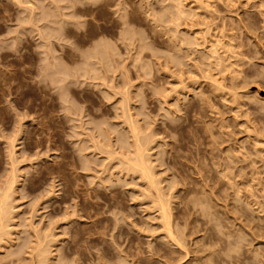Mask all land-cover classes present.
Here are the masks:
<instances>
[{"label": "rangeland", "instance_id": "rangeland-1", "mask_svg": "<svg viewBox=\"0 0 264 264\" xmlns=\"http://www.w3.org/2000/svg\"><path fill=\"white\" fill-rule=\"evenodd\" d=\"M0 189V264H264V0H0Z\"/></svg>", "mask_w": 264, "mask_h": 264}, {"label": "bare ground", "instance_id": "bare-ground-1", "mask_svg": "<svg viewBox=\"0 0 264 264\" xmlns=\"http://www.w3.org/2000/svg\"><path fill=\"white\" fill-rule=\"evenodd\" d=\"M21 2V1H20ZM19 3V2H18ZM184 13V12H183ZM66 16V15H65ZM64 19V18H63ZM65 21V20H64ZM73 21V20H72ZM67 22V21H66ZM50 28V27H49ZM49 34V33H48ZM53 34V33H52ZM126 35V34H125ZM41 36H43L42 35V32H41ZM53 36V35H52ZM129 36V35H128ZM51 39V38H50ZM50 39L48 40V41H50ZM130 39V38H129ZM54 40H55V37H54ZM57 40H59V39H57ZM52 42V41H51ZM44 43H46L45 41H44ZM43 43V44H44ZM49 43V42H48ZM106 43V42H105ZM102 46V45H101ZM105 45H104V49H105ZM101 49L102 48H98V53H100V51H101ZM108 49H109V47H108ZM50 51V50H49ZM215 53H216V51H215ZM103 54V53H102ZM104 54H106V53H104ZM86 55V54H85ZM107 55V54H106ZM48 56V55H47ZM97 57V56H96ZM98 58V57H97ZM55 61V60H54ZM222 61V60H221ZM97 62V61H96ZM109 62V61H108ZM219 63V62H218ZM103 64V63H102ZM51 65V64H50ZM98 65V64H97ZM104 66V65H103ZM52 67V66H51ZM106 68V67H105ZM109 68V67H108ZM85 69V68H84ZM61 70V69H60ZM49 71V70H48ZM56 71V70H55ZM104 71H105V69H104ZM101 72V71H100ZM47 73V72H46ZM73 73V72H72ZM103 72H101V74H102ZM71 74V73H70ZM55 75V74H54ZM94 75V74H93ZM72 76V75H71ZM53 77V76H52ZM59 78H60V76H59ZM73 79V78H72ZM60 80H62V79H60ZM71 80V79H70ZM95 80V79H94ZM63 81V80H62ZM81 81V80H80ZM61 82V81H60ZM107 82V81H106ZM60 84V83H59ZM127 99H128V97H127ZM69 100V99H68ZM128 102V101H127ZM125 104H127V103H125ZM128 105H129V103H128ZM124 107V106H123ZM124 109V108H123ZM133 109V108H132ZM130 112H131V110H130ZM126 114V113H125ZM124 114V115H125ZM128 114V113H127ZM126 114V115H127ZM130 115H131V113H130ZM135 115V114H134ZM125 117H128V116H125ZM134 117V116H133ZM79 118V117H78ZM130 120V119H129ZM129 120H127V121H129ZM135 120V119H134ZM131 121V120H130ZM130 121L128 122V123H130ZM131 122H133V120L131 121ZM136 122V121H135ZM135 122L133 123L134 124V127L132 128V131L131 132H133L134 134L133 135H135V136H137V138H139L140 139V137H138L140 134H141V132H140V134L139 135H137L138 133H139V131H138V129H140V128H136L135 126ZM132 123H131V125H133ZM105 125V124H104ZM138 125L139 124H137V127H138ZM103 127V126H102ZM129 127H130V124H129ZM131 128V127H130ZM136 131H138V133L136 134ZM142 131V130H141ZM147 134V133H146ZM145 134V135H146ZM142 135V134H141ZM149 136H151V134L149 135ZM149 138V137H148ZM151 138V137H150ZM135 139V138H134ZM121 140V139H120ZM139 141V142H138ZM148 141V140H147ZM151 141V140H150ZM13 142V141H12ZM120 142H122V143H124L125 141H123V140H121ZM143 142V141H142ZM149 142V141H148ZM97 143V142H96ZM126 143V142H125ZM124 143V144H125ZM136 143H137V145L135 146V150H134V152H133V154H134V156H131V155H133V154H131V153H129V154H131L130 156H127L126 154H124V157L126 158V161L128 160V163H129V173H130V171H136V172H134V173H137V172H140V174H141V176L142 177H144V178H146L147 179V181L149 182V184H151V186H156V184H158V183H161V182H158V183H156V180H155V174H156V172L154 173L153 172V169H152V167H151V165L149 164V162H148V158H147V156H146V154H145V150H147V149H144V147H142L141 145H140V140H137L136 141ZM147 143V142H146ZM150 143V142H149ZM142 144V143H141ZM13 145V144H12ZM128 145V144H127ZM149 145V144H148ZM96 146V145H95ZM13 147H14V145H13ZM12 147V148H13ZM118 147V146H117ZM14 149V148H13ZM97 149V148H96ZM119 149V148H118ZM134 149V148H133ZM132 149V150H133ZM130 150H131V148H130ZM15 151V150H14ZM148 151V150H147ZM146 151V152H147ZM102 152V151H101ZM127 152V151H126ZM132 152V151H131ZM149 152V151H148ZM123 153V152H122ZM120 154H121V152H120ZM119 154V155H120ZM128 154V155H129ZM82 155V154H81ZM123 155V154H122ZM13 156V155H12ZM111 158V157H110ZM124 158V159H125ZM123 162V161H122ZM152 163V162H151ZM126 164V163H125ZM123 165H124V163H123ZM126 167V166H125ZM125 170V169H124ZM128 170V168L126 169V171ZM155 171V170H154ZM14 172V171H13ZM139 174V173H138ZM17 175V174H16ZM12 177V176H11ZM141 177V178H142ZM159 177V176H158ZM157 179V178H156ZM13 181H15V180H13ZM12 181V182H13ZM147 182V183H148ZM14 183V185L16 184V182H13ZM7 185H9V183H7ZM6 185V186H7ZM160 185V184H159ZM3 186H5V185H3ZM13 186V185H12ZM11 186V183H10V185H9V187H8V189L10 188V187H12ZM148 186V185H147ZM158 186V185H157ZM13 188V187H12ZM154 188V187H153ZM157 188V187H156ZM7 189V188H6ZM5 189V190H6ZM11 189V188H10ZM148 189V188H147ZM1 190V189H0ZM156 190H159L158 188L156 189ZM2 191H3V189H2ZM1 191V192H2ZM7 191V190H6ZM6 191H5V193H6ZM8 191H11V190H8ZM161 191V190H160ZM11 192H13V191H11ZM162 192V191H161ZM160 194V192L158 193V195ZM8 195V194H7ZM157 195V196H158ZM9 196V195H8ZM7 196V197H8ZM154 196V195H153ZM3 197V196H2ZM5 197H6V194H5ZM159 197V196H158ZM165 197V196H164ZM8 200H10V197L9 198H7ZM157 199V198H156ZM5 200H6V198L4 199V197H3V199H2V201L0 202V205H1V203H5ZM160 200V199H159ZM158 200V201H159ZM162 200V199H161ZM157 201V200H156ZM167 201V200H166ZM165 202V201H164ZM164 202H162V203H159V204H161L160 206H161V212H162V219L164 220L163 222V225L166 227V229L168 230V234H171V236L173 235V229H172V219L170 220V218H172L171 216H170V214L171 213H169L168 212V209H169V207L170 206H168V204H167V206H165L166 205V203L164 204ZM170 202V201H169ZM158 203V202H157ZM7 204V203H6ZM3 205V204H2ZM8 206H10L9 204H7ZM8 208V207H7ZM2 209V208H1ZM1 209H0V211H1ZM3 209H4V207H3ZM3 209H2V211H1V219H3V218H5L4 217V215H5V213H7L5 210V212L3 211ZM11 209H13V208H11ZM244 209V208H243ZM11 211V210H10ZM160 212V211H159ZM239 212V211H238ZM8 213H10V212H8ZM14 213V212H13ZM246 213V212H245ZM244 215H246V214H244ZM12 216V215H11ZM3 217V218H2ZM246 217V216H245ZM248 217V216H247ZM2 220H0V222H1ZM170 221H171V223H170ZM252 221V220H251ZM4 222H2V224H3ZM10 223V222H9ZM242 224V223H241ZM5 225V224H4ZM172 225V226H171ZM252 225V224H251ZM250 225V226H251ZM257 225V224H256ZM260 225V224H259ZM0 226H1V224H0ZM245 227V226H244ZM257 227V226H256ZM174 228V227H173ZM243 228V227H242ZM241 228V229H242ZM248 228V227H247ZM0 229H1V227H0ZM165 229V228H164ZM172 229V230H171ZM258 229V228H257ZM263 229V228H262ZM252 231V230H251ZM263 231V230H262ZM233 232V231H232ZM243 232V231H242ZM4 233V232H3ZM234 233V232H233ZM253 233V232H252ZM250 234V233H249ZM248 234V235H249ZM167 235V234H166ZM255 235V234H254ZM170 236V235H169ZM170 236V237H171ZM174 236H175V232H174ZM4 237V236H3ZM236 237V236H235ZM258 237V236H257ZM1 238H2V236H1ZM175 238V237H174ZM184 238V237H183ZM47 239V238H46ZM243 239V238H242ZM255 239V238H254ZM257 239V238H256ZM174 240V239H173ZM244 240V239H243ZM181 241V240H180ZM228 241H229V239H228ZM232 241V240H231ZM230 241V242H231ZM246 241V240H245ZM175 242H176V240H175ZM234 242H241L242 243V241H238L237 239H236V241H234ZM177 243H179L178 241H177ZM238 244H240V243H238ZM41 244H39V246H40ZM233 246V245H232ZM235 246V245H234ZM236 247H237V245H236ZM182 248H184V247H182ZM241 248V247H240ZM239 248V249H240ZM230 249V248H229ZM232 249V248H231ZM40 250V249H39ZM48 251V250H47ZM46 252V251H45ZM51 252V251H50ZM49 252V253H50ZM188 252V251H187ZM42 253H43V250H42ZM240 254V253H239ZM242 254V253H241ZM240 254V255H241ZM47 255V254H46ZM187 255H189V253H187ZM186 255V256H187ZM231 255H233V254H231ZM238 255V254H237ZM42 256V255H41ZM44 256V255H43ZM235 256V255H234ZM46 257V256H45ZM242 257V256H241ZM186 258V257H185ZM231 258V257H230ZM264 258V257H263ZM48 259V258H47ZM236 259V258H235ZM258 260V259H257ZM48 261V260H47ZM236 261V260H235ZM46 262V261H45ZM231 262V261H230ZM49 263V262H48ZM237 263V262H236ZM40 264V263H39ZM46 264V263H45ZM232 264H234V263H232ZM239 264H240V262H239ZM250 264V263H249Z\"/></svg>", "mask_w": 264, "mask_h": 264}]
</instances>
